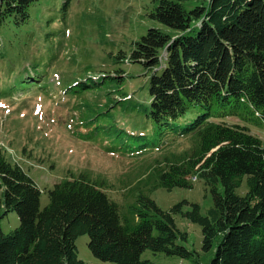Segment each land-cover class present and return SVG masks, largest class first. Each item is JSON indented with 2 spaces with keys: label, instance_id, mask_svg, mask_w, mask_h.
I'll use <instances>...</instances> for the list:
<instances>
[{
  "label": "trees",
  "instance_id": "16d2710c",
  "mask_svg": "<svg viewBox=\"0 0 264 264\" xmlns=\"http://www.w3.org/2000/svg\"><path fill=\"white\" fill-rule=\"evenodd\" d=\"M39 1L0 0V32L10 23L26 25ZM155 2L150 18L164 27L142 36L129 60L149 72L150 105L138 101L126 108L152 123V132L110 129L97 109L84 113L73 131L83 142H105L108 153L147 159V175L129 187L123 183L129 190L120 202L110 194L120 186L104 176L73 174L49 190L42 208L43 191L34 178L0 154V264H84L77 248L82 236L103 262L155 264L142 259L150 250L202 264L183 245L188 233L178 228V214L201 227L203 251H214L207 264H264V146L251 132L264 125V0ZM122 73L91 77L81 90L76 81L67 95L81 99L84 90L124 81ZM36 79L42 82L30 76L20 86ZM6 85L1 98L17 90ZM126 99L105 107L131 102ZM192 178L212 194L206 215L188 202L165 212L152 198L158 189H193ZM184 205L192 210L184 213ZM13 213L20 225L6 233L2 224Z\"/></svg>",
  "mask_w": 264,
  "mask_h": 264
},
{
  "label": "rangeland",
  "instance_id": "374dc122",
  "mask_svg": "<svg viewBox=\"0 0 264 264\" xmlns=\"http://www.w3.org/2000/svg\"><path fill=\"white\" fill-rule=\"evenodd\" d=\"M155 5V0H40L32 7L26 25L15 27L10 23L1 30L0 91L7 87L3 83L15 84L17 90L11 97H0V154L21 164L34 178L43 191L42 208L48 204L49 190L73 174L89 172L104 176L114 187L120 186L119 191L110 193L120 202H124L122 195L129 190L122 189V184L129 187L137 181V176L147 175L150 166L147 159L108 153L105 142H83L72 131L84 113L97 109L100 120H105L110 129L152 132V123H143L141 117L133 116L126 108L138 101L150 105L149 72L129 60L142 36L151 28L164 27L150 18ZM117 70L127 75L124 81H107L92 90H84L79 95L82 100L67 95L70 84L79 81L81 90L91 77L101 73L113 75ZM30 76L42 82L36 79L37 84L32 81L21 87L20 83ZM43 86L46 88L41 89ZM125 96L131 102H123L111 110L105 107L112 104L111 100L120 101ZM228 122L240 123L237 119ZM251 132L264 146V125L251 127ZM246 191L245 181L238 193L244 195ZM2 193L0 190V202ZM152 198L165 212L188 202L198 204L206 215L213 205L212 194L202 180L193 181V189L172 192L158 189ZM191 210L190 205H184V213ZM174 218L178 228L188 233V242L183 245L196 253L202 264H207L214 251H203L201 227L182 214ZM19 225L15 213L2 224L6 233ZM88 243V236L77 240L79 259L84 264H115L95 258ZM142 259L155 264H194L150 250L143 253Z\"/></svg>",
  "mask_w": 264,
  "mask_h": 264
}]
</instances>
